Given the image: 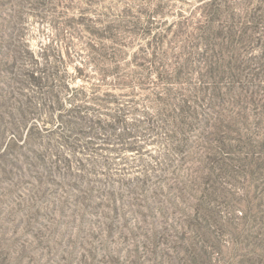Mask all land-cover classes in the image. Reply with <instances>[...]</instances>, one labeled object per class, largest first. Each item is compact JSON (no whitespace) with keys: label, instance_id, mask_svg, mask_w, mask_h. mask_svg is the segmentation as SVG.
Returning a JSON list of instances; mask_svg holds the SVG:
<instances>
[{"label":"rangeland","instance_id":"374dc122","mask_svg":"<svg viewBox=\"0 0 264 264\" xmlns=\"http://www.w3.org/2000/svg\"><path fill=\"white\" fill-rule=\"evenodd\" d=\"M68 2L0 0V264H264V0L105 1L151 29L127 40L121 94L127 123L161 130L88 180L52 165L46 135L27 143L30 56Z\"/></svg>","mask_w":264,"mask_h":264},{"label":"trees","instance_id":"16d2710c","mask_svg":"<svg viewBox=\"0 0 264 264\" xmlns=\"http://www.w3.org/2000/svg\"><path fill=\"white\" fill-rule=\"evenodd\" d=\"M68 1L67 8L76 16L64 23L55 45L41 54L43 64L30 56L32 118L41 124L29 128L27 143L34 131L46 135L48 142L44 144L53 155L50 159L47 154L52 165L63 166L67 177L88 180L95 174V159H108L103 153L112 151L114 145L118 151L137 150L134 136H158L161 130L150 122L127 123L131 112L124 103L132 101L124 100L121 94L131 84L127 40L147 36L151 29L139 27L142 14L133 13L130 7L105 5L106 0ZM75 45L85 53L74 51ZM156 78L161 79V71L156 70ZM153 101L160 105L161 96ZM157 114L160 118L161 109ZM81 155L89 158L84 160ZM73 168L84 173L77 175Z\"/></svg>","mask_w":264,"mask_h":264}]
</instances>
